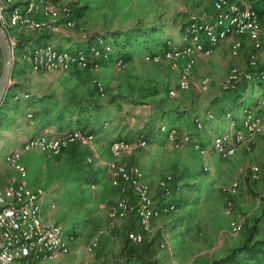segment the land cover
<instances>
[{
	"label": "rangeland",
	"instance_id": "1",
	"mask_svg": "<svg viewBox=\"0 0 264 264\" xmlns=\"http://www.w3.org/2000/svg\"><path fill=\"white\" fill-rule=\"evenodd\" d=\"M215 1L57 0L51 13L43 16L46 20L57 22L63 18L62 10L68 7V4L74 8L85 7L87 11L84 12L83 18L78 20V29L76 24L72 28L60 29V34L65 30V33L68 31V34L78 38H85L95 32H127L137 26L156 27L160 32L155 35L159 38L157 47L151 45V50H148L146 46H142L138 56L122 64V67L111 62L107 66L98 65L88 69L78 65L68 70L44 71L18 58L28 67L24 64V67H21V70L26 72L25 76L18 79L23 82V92H18L17 95L25 97L27 93L32 97L51 96L52 100L58 102L92 98L102 106V113L108 114L111 119L109 124H103L105 132H102V129L99 131L101 133H95L98 134L95 142L94 139L82 138L84 135L80 129L63 131L62 133L67 132L61 135L66 137L65 146L57 156L50 155L40 148L24 150L20 157L23 173L16 172L0 156V180L4 182L1 184L5 187L12 179L22 180L29 185V190L35 193L36 189L44 191L37 195L41 204L43 194L45 199L46 196L49 197L44 211L48 223L43 219L44 224L60 227L66 235L75 240L66 255L56 254L57 256L47 261L33 264H112L122 246L128 244V240L131 241V233H140L146 242L153 244L154 259L158 264H210L215 259L227 256L233 248L243 245L248 238L251 241L264 239L263 118H260L261 126L252 137V143L246 142V146H240L235 155L221 158L210 150L213 137L221 134L230 125L227 114L232 116L235 122L242 118L243 109L247 106L264 114V103L250 102L264 91V83L245 82L242 79L241 88L238 87L241 90L235 94H228L231 92L222 88L230 70H236L231 68L232 66L237 67L239 76L246 72L245 67L248 66L243 64L244 51L251 40L252 46L259 44L257 48L253 46L255 53L259 50L260 55L264 56V13L258 14L260 23L257 24L255 38L232 34L227 38L233 39L232 44L239 43L236 50H230L231 40H224L222 44L214 46L207 56H194L195 65L188 80L187 91L176 88L182 60L165 57L166 51L185 45L184 39L188 31L194 28H189L191 24L212 20L220 12ZM251 1L253 3V0ZM70 14L72 15V11ZM185 23V33L180 38L179 34ZM13 33L7 35L9 43L16 41L15 36L19 34ZM55 35L59 34L50 36ZM165 41L168 47L162 49ZM47 43L52 42L41 44ZM61 50L68 53L66 49ZM161 54H164V57L160 56ZM91 55L93 58L98 56L93 53ZM147 56L157 57V62L148 60ZM234 56L238 58L235 59ZM249 59L264 62L259 60L258 54L256 56L253 51L249 54L247 62ZM156 63L162 65L157 66ZM170 64L175 65L174 70L169 67ZM2 66L0 50V76ZM12 68L13 63L6 94L14 72ZM245 83L247 88L244 87ZM152 86L159 88V94L148 97V88ZM170 89L175 90L172 96L168 94ZM261 98L264 100V96ZM156 106L194 111L203 117L187 121L180 116L177 117V122L168 119L170 123L167 124L172 126L169 128L164 124L165 119H159L160 115L155 111ZM28 108L30 109L25 116L21 109L20 112L9 115L23 117L28 122L38 121V105L32 104ZM207 111L209 113L206 114ZM93 116L97 115L94 113ZM205 122H208L206 126ZM8 125L0 128L5 130ZM185 126L187 131H182L181 134L194 137L208 149L206 154H198L187 144L173 145L168 141L165 136L166 132H169L168 129ZM52 130L48 127L35 136L44 133L53 136ZM69 132L77 138L70 141V136L67 135ZM141 132L149 134L148 142L143 147L136 143L142 140L138 137ZM13 134L15 139H18L17 133ZM118 140H123L124 146L114 153L110 149V143H117ZM73 142L88 146L86 149L92 155L91 163H87L89 158L87 162H81V170L92 173L88 183L78 178V150H67ZM172 142L179 141L174 139ZM111 164L136 168L139 180L149 187L151 203L157 204L161 201L159 183L163 181L166 184L172 177L184 175L182 182L192 187L176 195V198L180 199L177 209L149 219L145 229L140 224L137 213L138 221L133 211H130V214H118L116 218L109 217L110 210L121 197L117 189L118 183L111 174ZM20 175H24L26 180ZM233 182L238 183L236 192L225 194L223 189L229 188ZM125 197L131 207L138 205L132 189ZM228 201L231 203L230 207H227ZM43 210L42 207V218ZM233 220L241 222L242 228L239 231L230 228L229 224Z\"/></svg>",
	"mask_w": 264,
	"mask_h": 264
},
{
	"label": "bare ground",
	"instance_id": "2",
	"mask_svg": "<svg viewBox=\"0 0 264 264\" xmlns=\"http://www.w3.org/2000/svg\"><path fill=\"white\" fill-rule=\"evenodd\" d=\"M232 1L216 0L215 4L220 12L212 20L205 21L201 24H195L196 28L194 27V24H191L189 28H194L188 31V35L184 39L185 45L178 46L177 48L165 52V57L167 59L182 60V69L179 75L180 78L177 81V89L182 91L188 90V80L190 79L191 71L195 65V55L207 56L214 46L218 45L223 40H226L231 34L235 36L248 35L252 38L257 36L259 17L251 9V6L248 5V0H246L248 3H245L244 0ZM52 6L53 3L49 0H19L17 2L0 0V26L7 35L13 32H31L40 35L45 31H51L45 33L58 34L61 32V27H74L73 20L61 23L60 21H49L43 18V16L51 13ZM17 10H19L18 14ZM64 12V16L66 15L69 17V10L66 9ZM251 16L253 19L258 20H250ZM25 20L30 22H24L23 24L22 21ZM15 42L16 41H10V46L13 51L15 49ZM253 46L257 48L259 44L255 43ZM203 47L204 49H208L205 54H203ZM238 47L239 43H233L231 48L236 50ZM38 51L39 53L37 55ZM94 55H98V53H94ZM21 58L24 61L31 63L35 68L44 71L68 70L70 67H77L80 65L77 63L78 60L74 59L70 52L65 53L59 51L52 43L32 46L27 50V53L22 55ZM81 58L82 57L80 56V59ZM146 58L157 62V59L154 56H150V58L147 56ZM115 63L121 65L122 62L117 60ZM260 64H264V62L250 60L248 62V67H259ZM98 65L99 64H94L93 68ZM169 67L172 70L175 69L174 64H170ZM241 75L245 82L264 81V69L258 71V73L244 72ZM235 78L236 70L232 69L226 76L222 88L231 93L236 91L238 89V83L234 81ZM184 80L186 89H184ZM168 94L170 96L174 95L175 90L170 89ZM227 116L230 118V126L231 129H233L225 130L221 134L216 135L213 137L210 144V150L221 158H223V156H225L224 158H228L235 155L240 146L243 144L246 146V142H251L252 137L261 126V116L250 107H244L243 116L239 120L238 125H236L232 116H229V114H227ZM252 122V127L249 130H246L244 135L240 136L243 128ZM168 130L169 132H166L165 134L168 141H173L174 139L178 140L181 144L191 146V148L200 155L206 154L208 151L206 148V152H203L200 148L202 145L189 134H181L177 129ZM81 134L84 135V137H82L84 139H93L88 133L83 132ZM67 135L70 136V141L77 138L70 132ZM61 138H63L61 135L49 136L41 134L34 136L23 144L25 145L24 150L40 148L47 151L50 155L57 156L64 148L65 140H59L56 146H52L50 141H56V139ZM123 143V140H118L117 143L113 144L110 143L111 151L116 153L119 149L123 148ZM136 143L138 146L143 147L146 144V141L142 139L138 140ZM14 152H16V150L7 152L4 156V160L10 159V156H13ZM5 162L14 168L16 172L23 173L24 168L20 161L12 162V160H5ZM110 168L112 176L117 178L120 182L119 192L121 195L117 204L109 212L110 218H115L118 214L129 213L135 208L130 206L125 197L130 189L133 191V184H129V178L132 176L134 191L137 193L138 201H146V203L138 202V205L136 206V213L139 217V222L145 229L148 226L149 219L157 218L164 212L175 210V206L169 202H159L157 204L150 202L149 187L139 180V174L136 168L127 167L124 164H111ZM204 170H206V168H204ZM10 182H12V184H19V191H15V198L33 200V204H27L28 219H32L33 224H37V231H44L45 227L47 236H53L51 245H43L36 248V255H34V251H27V261H33V263L42 262L49 260L53 255H66L69 253L71 246H73L72 243L75 241L74 238L66 235L60 227L47 226L41 221L42 204L40 203V198L34 191L29 190L28 186L23 183L22 180L12 179ZM165 186L166 184L163 181L159 183L161 189H164ZM237 188L238 183L233 182L229 188L223 189V192L225 194H231L236 192ZM34 196L36 197L33 199ZM0 201H13V194L8 193L5 188L0 189ZM230 206L231 203L228 201L227 207ZM3 214H6V204H0V225L3 224ZM142 226L141 228H143ZM229 226L233 231H239L242 228L241 222L235 220L231 221ZM131 239L132 241L139 243L142 240V235L136 233ZM0 264H23V257L18 255V253H15L13 248H11V244L9 242H3V239H0Z\"/></svg>",
	"mask_w": 264,
	"mask_h": 264
},
{
	"label": "trees",
	"instance_id": "3",
	"mask_svg": "<svg viewBox=\"0 0 264 264\" xmlns=\"http://www.w3.org/2000/svg\"><path fill=\"white\" fill-rule=\"evenodd\" d=\"M53 4L57 0H49ZM233 2V1H232ZM251 9L257 14L262 15L264 13V0H248ZM85 8V7H84ZM82 7L74 8L71 4H68V7H64L63 18L61 23L67 21H74V27L76 24V29L79 28L78 20L83 18L84 12L87 9ZM68 9L69 13L72 11V15L68 13L69 17L66 19L64 10ZM71 9V10H70ZM260 19V17H259ZM187 23L183 26L180 37L185 33ZM107 32V33H106ZM95 32L93 35L86 36L85 38H78L79 42H76L78 48L71 49L65 48L68 52H71V55L74 59L78 60L77 63L84 66V69L92 68L94 64H99L100 66H107L111 62L115 63L117 60H120L123 64L132 61L135 57L138 56L139 49L142 46H146L148 50H151V45L159 44V38H156L155 35L160 32L156 27L145 28V27H135L127 32ZM21 35V33H19ZM55 35L57 38L65 37L64 34ZM51 33H43L38 37L34 36H21L16 38V44L14 49L15 58L22 57L23 54L27 53V50L30 48V43L39 44L43 40L51 39ZM122 38V39H121ZM109 40V41H108ZM49 42V41H47ZM43 43V42H42ZM46 43V42H45ZM54 44V43H53ZM56 45V44H55ZM57 46V45H56ZM55 46V48H56ZM163 48L168 47L166 41L162 44ZM57 50L62 51L61 49ZM79 54H77L78 52ZM91 53H98L96 58H93ZM82 57L80 59V56ZM155 65L159 66L162 64L156 63ZM13 71V70H12ZM262 84V83H259ZM238 88L236 91L228 94L238 93L240 90ZM159 94V88L157 86H152L148 88V97L155 96ZM19 96L17 94L5 95L3 101L0 105V127H3L10 123L9 113L14 112L19 105L37 104L38 105V123L43 126L55 125L58 132L69 131L73 128L80 129L82 132H87L88 135L92 136L94 142L96 141L95 133L101 131H106V128H102L103 124H109L111 119L108 114L102 113V106L91 99L83 100H66L64 102H58L52 100L50 97H32L29 94ZM156 113L160 115L159 119H165V125L169 128H172L168 121V117H177L179 115H194V111L189 110H179L178 108H166L164 109L161 106H156ZM183 111V112H182ZM97 116H93V114ZM209 111L206 112V114ZM199 117V116H197ZM104 124V125H105ZM172 124V123H171ZM159 126H157V130ZM179 132H182L181 129H177ZM67 133V132H64ZM63 133V134H64ZM101 133V132H99ZM161 133V132H159ZM62 135V133H61ZM138 137L148 142L149 134L141 132L138 134ZM88 146L81 145L78 142H73L68 146L67 150L71 148L70 152L78 150L76 155V164H77V173L78 178L82 179L84 183H88L89 179L92 177V173L89 171L81 170V162L86 161L89 158L91 163L92 155L87 151ZM78 148H82L79 150ZM66 150V149H64ZM63 150V151H64ZM66 150V151H67ZM75 156V155H74ZM91 161V162H90ZM91 176V177H90ZM111 176V175H110ZM109 176V177H110ZM112 177V176H111ZM182 177L184 175L171 178L166 181V186L164 189L160 188V202H169L175 206L177 209L178 201L180 199L176 198L180 192L184 193L191 189L192 186H189L182 182ZM113 178V177H112ZM118 183V191H120V182L117 178H113ZM130 214V213H129ZM134 214V213H133ZM137 218V216H136ZM264 219V216H263ZM138 221V218H137ZM139 224V222H138ZM140 226V225H139ZM136 234V233H135ZM134 234L130 235V239ZM132 241V239H131ZM128 240V244L125 243L120 249L118 257H115L112 264H158L157 260L154 259L155 252L153 251L152 243H148L142 236V240L139 243L131 242ZM130 244V245H129ZM210 264H264V239H256L251 241L247 239L246 242L236 248H233L232 251L225 257L215 259Z\"/></svg>",
	"mask_w": 264,
	"mask_h": 264
},
{
	"label": "crops",
	"instance_id": "4",
	"mask_svg": "<svg viewBox=\"0 0 264 264\" xmlns=\"http://www.w3.org/2000/svg\"><path fill=\"white\" fill-rule=\"evenodd\" d=\"M17 1H19V0H17ZM33 34L32 33H28V32H23V33H21V35L20 34H17V36H15V37L18 38V37H21V36H24V37L25 36L26 37L27 36H35ZM63 34L65 35V37L57 38L55 36H52V38L51 39H48L47 41L56 44L61 49H65V48H73V49H75V48H78L77 45H76V42L78 43L79 42V39H78V37L76 35H73V34H70V33L68 34V31H66V33H65V30H64ZM242 37L249 38L248 36H242ZM228 40L229 41L231 40V42H230V50H231V46H232L233 39L229 38V39H226L225 41H228ZM47 41L46 40H43L39 44H35V43H32V42H29L30 43L29 45L30 46L40 45L42 42H47ZM66 42L68 44H65ZM248 45L249 46H248L247 50L246 51L243 50L244 51V54H245V60H244L243 64H246V66H248V62H247L248 61V57H249V54L252 53V51L254 52V54L256 56L258 54L259 60H264V56L262 54L260 55L259 50H258V53H255L256 51H254V48L252 46V40H251V43H249ZM234 58L237 59L238 56H234ZM251 58H253L252 55H251ZM13 61L14 62H13V68L12 69L14 70V72H13L12 80L10 82V86H9V90H8V93H9L10 96L13 95V94H16L18 92L19 93L20 92H23L22 91L23 82L22 81L21 82L18 81V79H20V77L25 76V72H26V70H21V67H24V65L26 63H24L21 60H18V58H15V57L13 58ZM25 67H28V66L25 65ZM259 83H264V82H259ZM245 86L247 88L248 85L245 83L244 87ZM261 96H264V91L262 93H259L258 96L252 98L250 102L251 103H255V104H257L258 102H260V104L264 103V100L261 98ZM31 105H26L25 103L23 105H19L18 108L14 112H12V115H14V113L17 112V111L18 112L21 111V113L25 116V114L27 113V111H29V109H30L28 107H30ZM247 107H249V106H247ZM258 107L260 108L261 106L258 105ZM254 109L263 118V121H262V125H263L264 124V114L259 113V111L256 108H254ZM17 115H19V114H17ZM180 116H181V118L183 117V120L186 119L187 121H189L190 119L192 120V119H194L195 117H197L199 115L197 113H194V115H179L177 117H180ZM9 117H10V123H8L9 125L6 127V129L5 130H2L0 128V156H1L2 159H4V156L6 154L5 152H9V151H12V150L20 149L22 147V145L26 142L27 139H29V138L37 135V134L42 133L43 131L47 130L48 127H50V128L53 129L52 130L53 131L52 134H54L53 136H58L59 134L61 135V133H62V132L60 133V132L57 131L55 125L43 126V125L39 124L38 121H35V122H31L30 121V122H28L23 117H20L19 118V116H14L13 117V116H10V115H9ZM177 117H170L169 116L167 119L172 120V121H175L176 120V122H177ZM199 117L202 118L203 115H200ZM232 119H233V117H232ZM186 123H188V122H186ZM235 123H236V125H238L239 121L238 122H235ZM205 124L207 125L208 122H205L204 125ZM230 128H231V126L229 125V127L227 129H230ZM179 129H181L182 131H185V132L187 131L186 126L185 127H182V128H179ZM212 129L214 130V128H212ZM263 129H264V125H263ZM49 131H51V130H49ZM13 132H16L17 133L16 134V137L19 136L18 139H15V134H13ZM214 132H216V131H214ZM20 177H22L24 180H26L25 177H24V175H20ZM2 182H3V180H0V184ZM3 184H4V182H3ZM3 184H1L2 186L0 185V189H2V187L5 188ZM44 199L45 198H44V194H43L42 207H43L44 210H43V218L41 216V221L43 223H45V222L48 223V221L45 220V213H44V211H45V208L47 207L49 197L46 196L45 202L43 204ZM41 215H42V213H41ZM43 219H44L45 222L43 221ZM54 256H57V255H53L52 257H54Z\"/></svg>",
	"mask_w": 264,
	"mask_h": 264
},
{
	"label": "built area",
	"instance_id": "5",
	"mask_svg": "<svg viewBox=\"0 0 264 264\" xmlns=\"http://www.w3.org/2000/svg\"><path fill=\"white\" fill-rule=\"evenodd\" d=\"M16 1L17 0H10V2H16ZM61 1L62 0H60V2ZM244 2L248 3L246 0H244ZM18 12L19 10H17V14ZM65 18L67 19V16H65ZM203 20H207V18L206 19L203 18ZM250 20H258V19H253L251 16ZM24 22H30V21L28 20L22 21L23 24ZM32 23H36V22H32ZM194 27L196 28L195 23H194ZM45 32H51V31H45ZM207 50L208 49H204L203 47V54L207 53ZM38 53L39 51L37 52V55ZM160 56H164V54H161ZM120 67H122V63ZM231 68H236V78L234 79V81L238 83V87H240L243 76H238L236 66H232ZM245 69L246 72L258 73V71L264 69V64H260L259 67H245ZM184 89H186L185 80H184ZM252 124L253 122L249 125H246L243 128V131L241 132L240 136L244 135L245 131L249 130L252 127ZM65 138L56 139V141H50V142L52 146H56L59 140H65ZM169 142L173 145L181 144V142H172L171 140ZM24 146L25 145H23L22 148L17 149L16 152H14L13 156H10V159H5V160H12V162L20 161V154L24 153ZM200 148L201 150H203V152H206V148H204L203 146ZM224 157L225 156H223V158ZM254 170H255V166H254ZM23 183H25V181H23ZM129 184H133L132 193H134L135 195L136 205L138 202L146 203V201L137 200V193L134 192L133 176L129 178ZM34 189H36V187H34ZM5 190H7L8 193L13 194V201H0V204H6V214H3V224L0 225V239H3V242H9L11 244V248H13L15 253H18V255L23 257V264H33V261H27V251H34V255H36V248L41 247L43 245H51L53 236H47L45 227H44V231H37V224H33V220L28 219L27 204H33V200H24L22 198H15V191H19V184H12V182H8V184L5 186ZM43 192L44 191H39V189H36V195H40ZM35 197L36 196H34L33 199ZM133 211H134V215L136 216V206L133 209ZM131 234H135V233H131Z\"/></svg>",
	"mask_w": 264,
	"mask_h": 264
},
{
	"label": "water",
	"instance_id": "6",
	"mask_svg": "<svg viewBox=\"0 0 264 264\" xmlns=\"http://www.w3.org/2000/svg\"><path fill=\"white\" fill-rule=\"evenodd\" d=\"M0 50L3 58L2 73L0 76V105L3 101L10 79V71L13 63L14 52L10 46L9 39L5 31L0 26Z\"/></svg>",
	"mask_w": 264,
	"mask_h": 264
}]
</instances>
